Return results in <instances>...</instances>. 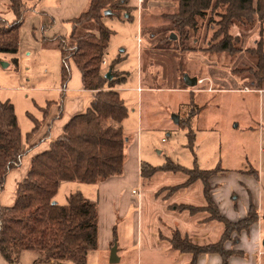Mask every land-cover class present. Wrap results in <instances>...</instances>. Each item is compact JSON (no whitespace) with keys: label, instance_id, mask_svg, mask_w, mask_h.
I'll return each mask as SVG.
<instances>
[{"label":"rangeland","instance_id":"rangeland-1","mask_svg":"<svg viewBox=\"0 0 264 264\" xmlns=\"http://www.w3.org/2000/svg\"><path fill=\"white\" fill-rule=\"evenodd\" d=\"M22 1L28 10L20 30L18 53H0V100L14 105L23 147H26L27 134L35 128V120L40 122L41 129L45 125L43 116L48 101H61L64 96L58 36H69L72 25L60 15V0ZM4 2L6 4L0 1V16L12 22L15 18L10 3L8 0ZM142 2L140 20L138 10L132 11L131 19L125 15L121 18L108 16L103 20L113 34L102 61L101 74L105 77L113 66L114 74L126 77V83L120 88L129 110L128 118L121 125L130 138L126 143L127 149L138 140V158L152 166H162L171 161L187 169L197 165L202 170L219 168L249 174L243 183L255 187L259 228L264 239V81L260 93L261 90L252 84H257L254 76L257 59L246 52L254 48L261 38L264 41V34H260L261 25L258 23L251 27L236 23L231 34L241 38L239 47L242 52L236 56L217 54L209 51L213 34L218 30L216 25L208 22L209 18L200 24L197 32L188 31L189 37L185 40L173 25L174 16L178 13V0ZM42 7L56 8L59 14L46 16L41 11ZM90 27H82L80 33ZM15 59L18 60L17 66ZM74 73L81 83L79 69L71 64L72 77ZM189 78L196 79L198 85L190 88L187 85ZM139 86L154 88L156 92H144L140 98L136 91H142ZM181 88L191 89L194 99L190 91L181 92ZM78 97L87 104L86 110L93 99L92 93L81 92ZM141 104H144L143 122L139 121ZM190 114L191 131L195 135L193 150L189 146L190 130L175 123L176 116L180 115L184 120ZM31 157L23 158L19 174L27 169ZM255 172L258 173L257 178L250 175ZM26 175L25 170L23 179ZM130 180L133 183V178ZM99 184L62 181L55 202L66 206L69 197L80 192L90 202L96 203ZM5 192H13L9 180L6 181ZM125 193L124 190L104 198L107 208L110 210L112 203L117 215L115 244L120 251V261L111 263V250L98 248L88 254L86 264H156L155 256H139L133 245V219L137 207L131 200V194L130 202L125 204L127 213L122 214L120 207ZM243 205L244 201L240 207ZM7 264L72 263L49 261L44 253L32 251L21 253L18 260L7 261Z\"/></svg>","mask_w":264,"mask_h":264},{"label":"trees","instance_id":"trees-1","mask_svg":"<svg viewBox=\"0 0 264 264\" xmlns=\"http://www.w3.org/2000/svg\"><path fill=\"white\" fill-rule=\"evenodd\" d=\"M15 19L12 22L0 17V53L17 54L20 47V30L28 7L22 0H8ZM178 13L173 25L184 37L188 31L197 32L200 24L209 18L216 25L209 48L210 52L226 53L232 56L242 52V40L231 34L233 26L261 25L264 34V0H178ZM130 0H90L88 8L71 20L72 33L69 37L58 36L62 56V83L67 86L71 80V64L79 69L85 91L94 92V98L86 112L74 116L65 126L63 135L50 143L49 149L32 156L25 178L16 185V198L11 206L0 203V253L8 262L18 260L23 252L44 253L47 260L86 264L88 254L99 248V211L82 193L72 194L66 206L55 202L62 181L99 184L123 175L126 162V136L122 123L128 118L129 110L117 87L126 83L125 76L110 71L113 79L107 80L101 74L102 61L106 56L113 32L104 24L105 17L121 18L135 8L128 6ZM108 12V14H106ZM48 16V15H46ZM209 24V25H210ZM91 25L80 33V29ZM257 59V79L252 83L262 90L264 81V41L261 38L254 48L247 49ZM117 62V61H116ZM115 62V63H116ZM18 65V60H14ZM49 105L44 109V120L49 114ZM60 116V115H59ZM191 114L180 120L183 129H189V146L194 149L195 135L191 131ZM56 120V119H54ZM41 131V124L35 120V128L27 134L23 147L22 133L14 105L0 100V194L5 190L9 174L19 170L23 158L46 142L49 133L36 144H31ZM192 132V133H191ZM184 173L188 181L179 188L188 187L197 181L204 186L207 205L204 208L174 206L178 212L189 211L191 215L206 212L210 221L225 227L222 239L212 245L197 246L179 231H174L170 240L172 249L179 254L192 255L191 264H198L202 255L217 254L222 264H230L233 257H244L240 250H230L227 244H239V237L250 234L258 223L259 214L252 198L247 218L234 222L220 210L212 196L211 178L221 170L187 169L168 161L153 167L142 164V176L150 178L157 172ZM250 175L258 177V173ZM115 232L114 241H117Z\"/></svg>","mask_w":264,"mask_h":264},{"label":"crops","instance_id":"crops-1","mask_svg":"<svg viewBox=\"0 0 264 264\" xmlns=\"http://www.w3.org/2000/svg\"><path fill=\"white\" fill-rule=\"evenodd\" d=\"M0 1L6 4L4 2L6 0ZM89 2L90 0H60V15L62 18H66L71 22V20L79 17L88 8ZM142 4V0H130L128 4V6L138 10L139 20L142 19ZM56 10L53 7H42L41 9L43 14L51 17L59 14ZM70 32L72 33V28ZM120 87H118V90L121 93ZM138 89H142L141 92L136 90L140 98L144 96V92H156V89L150 87L144 88L139 86ZM179 90L181 92L190 91V95L192 96L193 92L191 89L181 88ZM81 92L86 93L87 91L83 89L82 82L80 83L77 74L74 73L71 81L68 82L67 86L63 87L64 96L61 101H48V106L50 103L51 106L48 117L44 120L45 125L31 144L38 143L47 133H49V136L46 142L34 150L29 156H35L47 151L50 143L63 135L64 126L74 116L87 111L93 99L85 110L87 104L85 105V102L78 97V94H81ZM90 93H92L94 98V92ZM68 94L71 95L69 96ZM143 106L144 104H141V114L139 116V121L142 122L144 119ZM43 118L45 117L43 116ZM178 118L180 123L181 116L179 115ZM126 139V143H128L130 138L126 136ZM24 148H27V145ZM139 150L138 140L134 141L128 149L126 147L125 152L128 159L124 164L123 175L121 177L111 178L97 186L98 202L95 204H97L99 211V248L112 249L111 245L114 241L117 225V215L113 210L114 206L110 203L109 210L104 203V198L111 197L115 194L118 195L125 190L124 202L120 208L122 214L127 213L125 204L130 202L129 196L132 194L133 198L131 200L137 207L133 219V245L137 248L138 255L150 254L155 256L156 264H191L192 255L179 254L172 249L170 240L173 232L179 231L183 238H187L197 246H208L216 244L222 239L225 227L221 223L210 221V215L206 212L191 215L189 211L178 212L172 209V207L175 208L174 206L182 205L196 208L206 207L207 202L204 197L203 183L197 181L191 186L179 188L175 192L170 193L172 188L184 185L188 181V176L184 173L160 171L150 178H143L141 171L144 162L138 158L140 156ZM28 168L29 165L25 169L26 173L28 172ZM25 170L20 174V170L9 174L7 180H9V187L13 192L8 194L4 190L0 194V203L2 206H11L14 203L16 185L20 182L21 177L23 179ZM248 176L249 174L244 171L227 172L221 170L211 179L213 199L218 204L221 212L231 221L237 222L247 218L250 198L253 199L257 211L259 210L256 192L254 190L255 187L253 188L243 183L245 181L244 179L249 178ZM131 178H133V183L130 180ZM237 184L243 185L244 187L241 188ZM235 195L236 198L233 199ZM243 201L245 205L240 207ZM259 222L260 216L258 223L251 229L250 234H243L239 237V244H227L228 249L240 250L245 254L244 257H233L230 260V264H264V239L259 228ZM118 255H120L119 249ZM0 264H7V261L1 253ZM198 264H222V259L217 254L202 255Z\"/></svg>","mask_w":264,"mask_h":264},{"label":"water","instance_id":"water-1","mask_svg":"<svg viewBox=\"0 0 264 264\" xmlns=\"http://www.w3.org/2000/svg\"><path fill=\"white\" fill-rule=\"evenodd\" d=\"M108 14V12L106 13ZM106 79L111 81L113 79L111 72H109L106 75ZM197 80L196 79H187V85L189 87H195L197 85ZM175 123L178 124L179 123V118L178 116L175 117ZM110 261L111 263H118L120 261L119 257H118V245L114 244V246L111 249V255H110Z\"/></svg>","mask_w":264,"mask_h":264}]
</instances>
